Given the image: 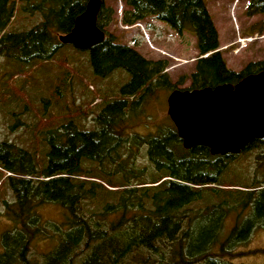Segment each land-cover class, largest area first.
<instances>
[{
  "label": "trees",
  "instance_id": "1",
  "mask_svg": "<svg viewBox=\"0 0 264 264\" xmlns=\"http://www.w3.org/2000/svg\"><path fill=\"white\" fill-rule=\"evenodd\" d=\"M120 1L121 24L152 16L178 33L194 34L198 56L185 89L235 83L264 69V60L249 61L239 71L226 65L205 0ZM86 2L34 0L41 19L17 31L8 29L14 0H0V58L65 63L57 36L70 31ZM257 12H264V0H249L247 14ZM112 19V8L102 0L96 25L105 37L88 50V60L95 76L122 73L126 82L118 86L117 98L101 96L95 127L84 128L81 115L73 116L65 103L54 121L39 116L36 122L41 124L36 130L49 135L46 145L39 143L41 151L0 140V164L14 193L13 201L3 202L13 225L2 234L0 264H234L245 252L233 248L264 225V137L239 153L219 155L203 145L184 148L165 118L156 123V133L130 134L138 102L159 87H178L169 82L165 60L149 59L105 31ZM55 132L57 140L50 135ZM139 145L144 163L137 162ZM12 146L18 155L8 151ZM243 153L253 155L252 161ZM43 204L61 207L62 219L42 221L36 212ZM229 218L233 225L224 229ZM50 237L55 247L34 260V240Z\"/></svg>",
  "mask_w": 264,
  "mask_h": 264
},
{
  "label": "rangeland",
  "instance_id": "2",
  "mask_svg": "<svg viewBox=\"0 0 264 264\" xmlns=\"http://www.w3.org/2000/svg\"><path fill=\"white\" fill-rule=\"evenodd\" d=\"M104 2L113 10L112 22L105 31L110 32L116 42L134 47L149 59L165 60L169 82L178 87L175 89L187 88L189 74L198 56L194 34L188 31L178 33L167 23L152 16L124 28V24L119 21L122 2ZM14 3L15 13L8 29L26 30L41 19L37 8L32 6L34 0H14ZM205 4L218 33L219 49L229 68L239 71L249 61L264 60V12L247 14L249 0H205ZM58 55L65 63L51 60L39 65L37 62L22 63L14 59L0 58V140L7 139L15 145L26 144L29 150L38 148L41 151L43 145L39 143L46 145L45 138H49V135L36 130V127L41 128V124H36L40 117L48 123L54 121L52 115L60 116L66 103L74 111L73 116L81 115L80 122L84 128H93L94 116L99 110L96 104L101 96L103 99L106 94L110 97L116 93L111 98L118 97V86L126 82L122 79V73H114L106 79L95 76L88 60V50L77 49L71 44H64ZM65 75L69 87L63 81ZM181 79L183 83L178 82ZM170 91L168 87H159L138 102L139 111L136 120H131L133 127L130 134L144 135L148 131L156 133V123L164 118L170 121L166 118V99ZM53 101L58 103L44 107V103ZM34 110H39L43 115ZM56 123L57 119L53 126L59 124ZM50 135L51 138L55 135L57 140L56 132ZM7 149L13 156L19 153L13 146ZM138 149L137 162L144 163V145H139ZM258 152L254 150L253 154ZM241 157L247 156L243 153ZM252 157L253 155L247 157L246 161H252ZM5 172L0 164V250L2 234L13 225L4 213L3 202L14 200V193L8 184L9 173ZM36 213L46 222L57 223L63 217L62 208L55 204H43L37 208ZM232 225L233 220L229 218L224 229ZM55 245L53 237L36 239L32 243L30 256L37 260V257L40 258L42 253L52 250ZM237 249L245 253L233 259L234 264H264V225L254 228L245 244L233 248L234 251Z\"/></svg>",
  "mask_w": 264,
  "mask_h": 264
},
{
  "label": "water",
  "instance_id": "3",
  "mask_svg": "<svg viewBox=\"0 0 264 264\" xmlns=\"http://www.w3.org/2000/svg\"><path fill=\"white\" fill-rule=\"evenodd\" d=\"M101 5L102 0H87L70 31L58 34V41L80 50L100 43L105 37L96 25ZM166 103L184 148L203 145L211 154H235L264 137V69L235 83L173 89Z\"/></svg>",
  "mask_w": 264,
  "mask_h": 264
},
{
  "label": "flooded vegetation",
  "instance_id": "4",
  "mask_svg": "<svg viewBox=\"0 0 264 264\" xmlns=\"http://www.w3.org/2000/svg\"><path fill=\"white\" fill-rule=\"evenodd\" d=\"M89 50V49H88Z\"/></svg>",
  "mask_w": 264,
  "mask_h": 264
}]
</instances>
